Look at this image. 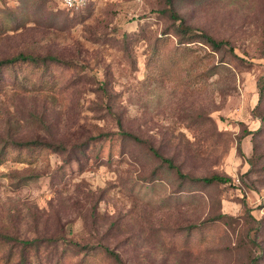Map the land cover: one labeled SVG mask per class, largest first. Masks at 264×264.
I'll use <instances>...</instances> for the list:
<instances>
[{"label": "rangeland", "instance_id": "1", "mask_svg": "<svg viewBox=\"0 0 264 264\" xmlns=\"http://www.w3.org/2000/svg\"><path fill=\"white\" fill-rule=\"evenodd\" d=\"M21 53L62 61L0 71V232L58 240L26 264H264V0H0V60Z\"/></svg>", "mask_w": 264, "mask_h": 264}, {"label": "trees", "instance_id": "2", "mask_svg": "<svg viewBox=\"0 0 264 264\" xmlns=\"http://www.w3.org/2000/svg\"><path fill=\"white\" fill-rule=\"evenodd\" d=\"M93 0H91L84 8L88 7ZM64 8V7H63ZM83 8V9H84ZM65 9V8H64ZM67 10V9H66ZM82 10V9H81ZM69 11V10H67ZM176 36L179 37L180 43L186 44V49H189V51L194 52L193 48H191V44L200 43L201 45L205 47H209L214 52H224V53H231L235 55L234 48L230 45L229 41L226 40H218L215 37H213L211 34L203 31H197L191 26L185 25L183 21H180L179 25L176 26L175 29ZM169 33V32H166ZM128 35H126L127 37ZM161 39H159L160 41ZM158 41V42H159ZM157 47V46H156ZM158 48H155L154 53L152 55V61L155 60V58L160 57L161 53H158ZM151 61V62H152ZM32 63L36 65L37 67H41L44 64H52V63H62L61 60H59L55 56H45V57H39V56H32V55H26L24 53H21L18 56H15L13 58L0 60V71H4L10 67H13L17 64H29ZM219 72L218 66L213 65L212 67H208L206 69V77L215 75ZM2 77H0V80ZM193 82L194 80L191 79ZM264 95V85L263 83L260 85V101L263 99ZM126 135L132 137L133 139L138 140L139 138L132 134V133H125ZM13 142V141H12ZM16 147L19 148H29V147H39L42 149H50L54 152H65L66 147L61 144L56 143H49L41 140H30L25 142H17L14 141L13 144ZM10 144L5 146L6 148H9ZM8 149H5L4 152H7ZM151 151L154 153V155L158 158H160L163 162H165L170 169H174L180 179H183L185 182L191 181V182H199L205 185H214V184H227L232 182V177L225 175V174H219L215 173L210 176H191L187 173H184L179 165H177L172 158L164 157L162 156L154 147H151ZM2 161H0L1 163ZM251 166L253 165L252 162H250ZM221 217H214L210 219L209 221L213 220H220ZM199 225H191L190 228L193 230L194 228L198 227ZM66 240L65 238H63ZM0 242L3 244H11V251L9 252V259H12L13 255L19 254L20 260L18 261L19 264H26L27 257H26V251L29 248L36 247L38 251L41 250V247L44 246V243H51L54 246H57L58 240L52 239V238H34V239H21L15 236H11L5 233L0 232ZM76 246H80L78 243L72 242ZM14 248H16L14 250ZM19 249V251H17ZM109 251V249L107 248Z\"/></svg>", "mask_w": 264, "mask_h": 264}, {"label": "built area", "instance_id": "3", "mask_svg": "<svg viewBox=\"0 0 264 264\" xmlns=\"http://www.w3.org/2000/svg\"><path fill=\"white\" fill-rule=\"evenodd\" d=\"M61 5L69 11H79L83 9L91 0H58Z\"/></svg>", "mask_w": 264, "mask_h": 264}]
</instances>
